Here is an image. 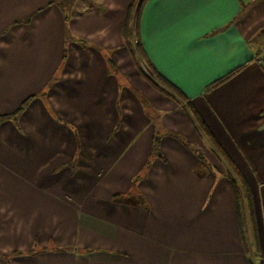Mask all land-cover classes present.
Listing matches in <instances>:
<instances>
[{"label":"crops","instance_id":"0c3cea01","mask_svg":"<svg viewBox=\"0 0 264 264\" xmlns=\"http://www.w3.org/2000/svg\"><path fill=\"white\" fill-rule=\"evenodd\" d=\"M56 1L0 0V115L30 98L0 122V264H249L228 255L242 237L232 186L215 171L229 165L209 137L206 164L222 163L205 179L189 125L195 142L165 137L160 156L150 154L154 131L137 139L139 94L164 106L165 127L183 108L143 82L124 50L129 67L120 65L132 0ZM140 39L216 143L231 147L264 257V0H147ZM180 119L189 124L184 111ZM144 166L151 211L120 200Z\"/></svg>","mask_w":264,"mask_h":264},{"label":"rangeland","instance_id":"374dc122","mask_svg":"<svg viewBox=\"0 0 264 264\" xmlns=\"http://www.w3.org/2000/svg\"><path fill=\"white\" fill-rule=\"evenodd\" d=\"M72 0L67 1L68 6H71ZM74 6L76 7L79 4V1H75L73 0ZM87 3L92 4L93 7H98V6H102L105 2L102 0H87ZM131 4V3H130ZM129 4V6H130ZM129 6L124 9V12L122 14V44H121V48L119 47L116 51L118 58L120 60V65L125 68L124 66L127 65L128 63V58H126L125 56L121 57V52L120 51H125L126 55L129 57L130 59V63L132 65L133 68H135L140 76V78L143 80V82H148L149 84H151L145 74L150 75V70L147 66V64L145 63V60L141 57L140 52L138 50V45L136 43V33H135V28L133 23H131L133 25L132 29H131V42L128 43L131 47H129V45L126 42L125 36H124V32H123V27L125 22L127 21V12L129 9ZM137 16V11L134 10L133 12V16L131 18L132 22L135 21ZM107 37H105L106 39ZM115 43V42H114ZM128 66V65H127ZM129 67V66H128ZM239 67V66H238ZM237 68V67H236ZM235 69V68H234ZM233 70V69H232ZM123 75H126L127 73L124 72L122 73ZM221 78V77H219ZM217 78V79H219ZM215 79V80H217ZM211 81L208 83L207 87H210V85L215 81ZM206 87V88H207ZM165 89L169 92V95L171 96V98L174 100V102H176L177 104H181L184 114L188 117L189 119V124L185 123V121L181 120V113L183 112H179L178 110H172L169 112V114L167 115V117H165L164 121L166 123V127L163 126V124L161 123V116L160 114H164L165 113V109L164 106L157 104V103H153V99L149 96H140L139 94V98L137 100L138 105L144 109V115H143V120H140L139 123H141L142 121L144 122L142 125V128H139V132H138V138L137 139H142L145 137V133L147 131V129L149 130L148 132H150L151 130L154 131L153 134V140H152V144H151V148H150V154L151 156H160L161 155V139L163 140L165 137H171V138H176V139H180L182 142H184L186 139L187 141H191L192 143L195 142V140L192 138L191 132L190 130H188L189 127L194 128V130H196L197 134L200 135L202 143H199V150H201V153H199V157L201 158L200 160V166L198 167L197 170V174H201L205 179L208 176L211 177L212 176V172L210 167L213 168L212 164L217 162L218 164H221L222 161H220V157L221 159L222 156L219 154V152H221L219 149L222 150V152L226 153L228 151H231V147L228 144H224V146H222L221 144L218 143L217 144H212V150L214 151V153H216L219 157V161H213V163L208 164L207 166V162L206 159H208V157L205 156V153H208L209 155H212V152L210 149H208V143L206 142L207 140V132L200 126L197 124V122L194 120L193 117V113L190 109V107L188 106L189 104L187 103L186 99L175 95L172 90L166 88ZM208 92V88L206 90ZM184 93V92H183ZM185 95V93H184ZM131 96V94L129 95ZM133 97V95H132ZM199 96H195V98H197ZM135 99V98H134ZM193 104V103H192ZM182 110V109H181ZM168 118L171 119L172 123L171 125L167 124ZM189 125V127H188ZM156 138H159V142H156ZM179 140V141H180ZM158 143V144H157ZM195 144V143H194ZM225 147V148H224ZM198 149L196 151H198ZM194 151V150H192ZM195 152V151H194ZM208 161V160H207ZM224 161V159H223ZM145 166L148 164V161H145ZM145 166L143 167V169H141V173L139 172L138 174H135L132 177V181L129 184L130 187L128 190H126V192H120L121 194H123L122 198L120 199L121 201H127L130 205L135 203V204H141L138 207L139 208H143V210L146 211V209L144 208H148V211H151V208L149 206V202H150V198L147 192H145L143 190V182L146 180L145 175ZM216 167V166H215ZM214 170V168H213ZM215 171L217 172V174L219 175V173H221L223 171V174L225 173V177H221V179H219V183H223L226 185H230L232 186V189L234 191V185L230 180L229 175L231 174L235 179H236V187L239 190V197H240V204H241V214H242V218L244 220V234H245V238L244 240L241 238V248H239L238 250H232V252L228 253V255H232L231 257L234 258V262H235V258L237 257V255H241L243 259L247 260V262L249 264H260V257H263V250H262V246L259 243V240H257L256 238V231H255V223H254V218H253V206H252V200H251V195L247 190L246 184L243 181V179L241 178V175L239 174V172H232L231 169L227 166L224 165H218L217 168H215ZM104 171L101 172L99 175V180L101 179V177L104 175ZM205 175V176H204ZM230 175V176H231ZM96 178V181H97ZM127 203V204H128ZM148 203V205H147ZM143 204V206H142ZM134 209V208H133ZM77 210L80 211L81 210V206L78 205ZM127 210L131 211V206H127ZM135 210V209H134ZM147 211V212H148ZM1 230V227H0ZM45 247L47 246H35L33 247L31 250L29 251H37L38 249L41 248V250H43ZM226 253V252H219V255ZM236 264V262H235Z\"/></svg>","mask_w":264,"mask_h":264},{"label":"trees","instance_id":"16d2710c","mask_svg":"<svg viewBox=\"0 0 264 264\" xmlns=\"http://www.w3.org/2000/svg\"><path fill=\"white\" fill-rule=\"evenodd\" d=\"M147 0H132L130 6H129V9H128V12H127V21L125 22L124 24V27H123V32H124V36H125V39H126V42L127 44L131 42V29L134 25L135 28V33H136V36H135V39H136V43L138 45V50L140 52V55L141 57L145 60V63L147 64L149 70H150V73H151V76L150 75H147L145 74L147 80L152 84L154 85L157 89H159L160 91L166 93V94H169V92L165 89V86L166 88L172 90V92L177 95V96H180L182 97L183 99H187L184 95V93L175 85L173 84L171 81H169L166 77H164L156 68L155 66L152 64V62L148 59L145 51H144V48H143V45L141 43V39H140V20H141V14H142V11H143V7H144V4ZM57 3H60L61 1L60 0H57L56 1ZM134 10L137 11V16H136V19L134 22H132L131 18L133 16V12ZM66 19H68V17H66ZM133 23V25L131 24ZM133 27V28H134ZM129 45V44H128ZM130 47V45H129ZM131 49V47H130ZM262 65L264 67V56L262 57ZM240 67H237L233 70H231L230 72H228L227 74H225L224 76H222L221 78L215 80L211 85L210 87H207L208 89H211L213 87H215L216 85H218L219 83L223 82L224 80H226L227 78H229L232 74H234ZM30 98H27L25 99L22 104L12 113L10 114H2L0 115V122L8 117H11V116H16L19 112H21L28 104ZM193 113V117H194V120L197 122L198 125H200L208 134V137L209 139L214 143V144H217L215 139L211 136V134L209 133V131L206 129L205 127V124L203 122V120L199 117V115L196 113V111L193 109V107L191 106V104L188 105ZM156 142H159V138L157 139L156 138ZM158 144V143H157ZM218 145V144H217ZM221 152H219V154H221V156L226 160V162L228 163L229 165V168L231 169L232 172H238L237 171V167L236 165L234 164V162L227 156L225 155L224 152H222L221 149H219ZM231 175V174H230ZM230 177V180L231 182L233 183L234 185V196H235V205H236V211H237V221H238V226H239V230H240V233H241V237L242 239L244 240L245 238V232H244V220L242 218V214H241V204H240V197H239V190L238 188L236 187V179L231 175ZM119 195V194H117Z\"/></svg>","mask_w":264,"mask_h":264}]
</instances>
